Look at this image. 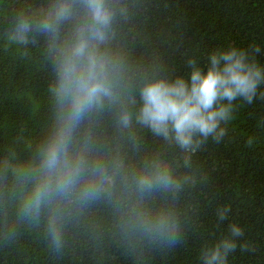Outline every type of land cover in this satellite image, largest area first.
<instances>
[{"label":"clouds","instance_id":"clouds-1","mask_svg":"<svg viewBox=\"0 0 264 264\" xmlns=\"http://www.w3.org/2000/svg\"><path fill=\"white\" fill-rule=\"evenodd\" d=\"M141 0H19L9 13L16 43H42L50 75L35 133L0 150V228L42 227L53 253L84 229L95 247L127 264H152L186 242L211 176L201 155L221 143L237 102L264 83L258 45L195 56L188 75L144 68L127 55L125 27ZM230 209L217 206L219 220ZM244 229L200 251L199 264H228Z\"/></svg>","mask_w":264,"mask_h":264},{"label":"trees","instance_id":"trees-1","mask_svg":"<svg viewBox=\"0 0 264 264\" xmlns=\"http://www.w3.org/2000/svg\"><path fill=\"white\" fill-rule=\"evenodd\" d=\"M19 0H0V150L22 129L35 133L45 105L50 69L42 43L23 46L8 33L9 13ZM142 10L125 27L127 55L144 68L188 75L185 61L195 56L207 70L209 54L228 45L250 50L264 67V0H141ZM264 92V83L259 87ZM225 139L209 143L201 155L211 176L207 195L186 242L158 254L152 264H199L200 251L244 229L228 264H264V98L237 102ZM230 211L219 220L217 206ZM0 264H127L116 247H95L78 230L60 253H53L41 226L20 224L6 236L0 228Z\"/></svg>","mask_w":264,"mask_h":264}]
</instances>
